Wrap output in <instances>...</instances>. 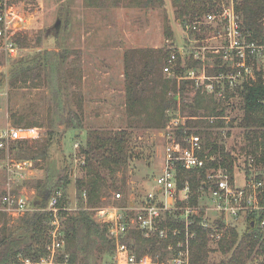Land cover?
<instances>
[{"label": "rangeland", "instance_id": "rangeland-1", "mask_svg": "<svg viewBox=\"0 0 264 264\" xmlns=\"http://www.w3.org/2000/svg\"><path fill=\"white\" fill-rule=\"evenodd\" d=\"M93 1V4H87L86 0H6L14 38L17 42H22L23 46L20 45V56L16 59H0V129L7 126L25 128L27 123L33 122L38 137L34 138L37 141L29 139V145L41 143L47 138L49 124L52 122L57 131L46 160L32 162V168L23 173L22 179L12 174L10 188L19 190L27 204L36 196L31 185L36 180L43 179L46 173H51L57 179L69 172L67 198L71 200L76 197L74 182L76 179L85 178V171L80 165L83 160L80 147L84 145V135L88 130L112 133L128 130L131 153L126 167L115 175V186L103 189L100 203L89 210L112 205L122 206L128 201L138 203L155 190L154 179L162 169L165 129L156 127L157 124L148 127L145 123H140L139 120L145 112L143 108L139 110L142 112L140 116L129 115L126 107L125 75L128 69L140 73L143 64L151 58L149 55H153L159 64L154 71L156 77L151 75L152 79H148L152 82L155 78L158 83H149L144 95H149L151 86L159 92L163 80L166 79L163 71H160L163 55L169 50L171 43L181 44L182 19L178 18L171 0H163V5L155 8L143 7V0ZM57 21L58 35L50 30ZM49 52L66 53V59L62 62L53 61L59 68L55 65L45 66L42 57ZM32 56H42L41 63L44 66L35 71L26 83L19 82L12 87V67L18 62L24 63ZM198 91L188 84L183 94L184 104L192 103ZM177 92L182 94L181 85L178 87L176 83L175 91L170 89L167 96H174ZM239 101L237 94L230 104L223 105V115L220 117H226V120H223L221 126H213L209 131L211 137L217 135L218 143L235 157L233 175L237 185L241 186L247 176V166L248 177L252 175L255 178L264 168L256 165L250 154L252 146L240 125L243 112ZM205 104L208 109L201 110L199 126L196 129H205L204 122L210 118L209 112L215 105L209 98H205ZM70 109L82 114V132L66 130L60 124L59 119H63ZM188 115V109L181 114L185 117ZM220 117H213L214 122ZM20 118L23 119L20 126H17L19 124H15V121ZM156 120L159 121L158 116ZM129 126L134 127L129 129ZM75 144H78L77 148ZM11 154L16 158L15 152ZM15 158L12 159L19 161ZM4 159L0 158V195L7 188L8 176ZM115 193H120L123 199L114 201ZM72 203L71 207H74L75 199ZM199 203L207 215H212L206 198H201ZM66 214L62 215V227ZM11 217H6L8 228L16 226L21 219L19 215ZM0 222L1 227L4 223L3 220ZM231 228L241 233L243 221L224 229L223 236L216 244L209 241L210 261H219L224 257L219 250V242L228 235ZM163 255L165 256V249L154 258L157 260L163 258Z\"/></svg>", "mask_w": 264, "mask_h": 264}, {"label": "trees", "instance_id": "trees-1", "mask_svg": "<svg viewBox=\"0 0 264 264\" xmlns=\"http://www.w3.org/2000/svg\"><path fill=\"white\" fill-rule=\"evenodd\" d=\"M87 4H93V0H86ZM178 18L182 21H193L200 18L204 14L217 11V0H171ZM163 0H143V7H161ZM236 11L240 14L242 26L247 33L250 34V39L264 43V0H242L236 7ZM184 18V19H183ZM50 30L55 34L59 33V22ZM48 30V35H50ZM56 36V35H55ZM15 42L19 48L23 46L22 42ZM21 45V46H20ZM167 50L163 55L161 69L165 64L169 55ZM42 56H32L26 61L16 63L11 69L10 85L15 87L19 82L26 83L31 75L38 71L44 64L41 63ZM146 62L143 64L140 73L126 70V107L129 115L140 116L141 108L145 112L140 123H145V126L165 129L170 118L166 114V110L175 108L177 105L176 94L168 97V91L176 89L175 79H165L159 88V92L154 87H149V95H144L148 89L149 83H156L149 80L154 74L156 65L159 64L153 55H149ZM66 59L64 52H49L42 57L45 66H54L55 60L62 62ZM179 64H183V68L179 67L178 71L187 70L189 68L200 67L199 62L192 60H184L178 57ZM209 74H218L223 72V69H207ZM149 78V79H148ZM152 79V78H151ZM146 80V81H145ZM190 84L189 81H181L180 100H183L185 87ZM146 85V87H145ZM56 94V98H57ZM240 109L243 112L241 127L245 130L247 141L252 146L250 154L256 165L264 168V78L259 77L257 82L252 85H244L243 89L238 91ZM205 98H209L215 103L209 113L210 118L220 117L223 115V105L211 96L201 94L199 91L193 98L192 103L184 104L182 101L181 114L188 109L189 115L185 120L184 125H181L176 130V137L180 139L182 136L191 134L199 135L202 139L204 148L209 150L210 155H215L216 159L213 162L207 163L204 169L193 173H182L179 178V187H182L183 182H189L191 188V202L197 204L198 189L207 183L206 174L209 168L221 167L227 171L230 176V182H233V170L235 157L230 155L225 148L218 143L217 135L210 133L209 129L213 126H221L223 120H217L211 123L208 119L205 120L203 127L205 129H196L198 121H200L201 110L208 109L205 104ZM214 115V116H213ZM159 121L157 122L156 117ZM11 117L14 118L12 115ZM15 121V124L20 126L21 120ZM60 124L64 125L66 130L74 132L83 130V116L79 111L70 109L63 119H59ZM24 126V125H23ZM54 122L49 124L50 132L47 138H44L41 143L29 145L30 140H17L11 143L9 153L11 158H15L11 152H15L16 160H46L49 156L50 149L53 145V137L57 135ZM25 127L35 128L33 122L27 123ZM134 127V126H133ZM129 126L128 128H133ZM82 136V135H81ZM129 132L128 130H117L115 132H100L88 130L84 135V145L80 147V152L83 155L82 168L85 171V178L75 180L76 197L75 206L72 202L74 199L67 198V186L70 183V173H64L59 178H55L51 173H46L43 179L36 180L31 185L36 196L28 202L27 211L21 217L19 223L13 228H8L5 213H0V220H3L0 227V264H21L20 258L28 259L33 264H37L42 257L46 255V245L48 243V222L50 215L43 211L49 200L58 192L61 193V199L58 205L60 207L67 206L75 208L73 211L66 214L65 224L63 226V238L65 242L64 253L68 255V261L71 264H105L110 263L114 255L115 244L108 237L107 226L99 223L95 217V212L89 208H95L97 203L103 197V189L112 188L115 186V175L126 167L130 159L129 151ZM32 141H37L34 139ZM41 141V140H40ZM4 151H0V158L4 157ZM66 171V170H65ZM247 175L249 167L246 168ZM257 179L263 182L264 186V171L257 176ZM27 184V182H24ZM85 193L86 198H83ZM264 204V190L260 199ZM68 203V204H66ZM264 219V212L249 217V222L245 229L238 233L231 228L228 235L219 242V250L224 256L219 261L212 262L209 259L210 249L208 247L209 231L198 225L199 218L191 226V230L195 232L196 237L191 242V259L190 264H247L253 257H264V232H261L252 222H260ZM2 223V222H0ZM131 242L125 240L127 244L132 243V249L138 258L144 255L156 256L161 250H164L166 244L158 240H147L141 237L139 232H131L129 235ZM164 256V255H163ZM124 259V255L122 256ZM63 262V256L57 258V263Z\"/></svg>", "mask_w": 264, "mask_h": 264}, {"label": "built area", "instance_id": "built-area-1", "mask_svg": "<svg viewBox=\"0 0 264 264\" xmlns=\"http://www.w3.org/2000/svg\"><path fill=\"white\" fill-rule=\"evenodd\" d=\"M242 0H217L218 10L204 14L193 21H182L181 44L171 43L169 55L163 66L166 79H175L177 86L181 81H189L201 94L211 96L219 103L230 104L244 85H252L258 78H264V43L250 39V34L243 29L240 14L235 7ZM6 7V0H0V59L14 60L20 56L21 49L14 38V28ZM178 57L184 60L199 62L200 67L183 68ZM223 69L218 74H209L207 69ZM177 105L166 110L170 118L163 137V162L160 174L154 179L155 190L145 195L138 203L128 201L124 205H112L94 209V217L99 223L107 226L108 237L114 242L115 250L110 263L105 264H190L191 242L196 234L191 226L199 218L198 225L209 231V241L215 244L223 236V230L243 221L246 228L249 217L264 212L261 195L263 182L252 175L244 177V183L238 186L235 179L230 182L227 171L221 167L209 168L206 174L207 183L198 189L197 204L191 202L189 182L179 187L182 173H193L204 169L207 163L215 161L204 148L199 135L191 134L176 137V130L184 125L187 117L181 116L180 93H176ZM211 123L213 118L208 119ZM219 120H226L220 117ZM38 137L36 128L0 129V151H4V162L7 174V188L0 195V213L7 216H23L28 208L27 200L19 190L10 188L12 174L22 179L23 173L32 168V161H14L9 149L12 142L29 140ZM78 144H75V148ZM11 158V159H10ZM10 159V160H9ZM9 160V161H8ZM83 164V160L80 165ZM21 177V178H20ZM83 198H86L83 193ZM206 198L209 202L207 215L201 208L199 200ZM61 194L58 192L43 209L50 215L48 222V243L46 255L37 264H58L57 258L63 256L61 264L69 263L64 253L62 219L64 213L73 208L58 205ZM114 201H121L120 193L113 194ZM12 218V217H11ZM264 232V219L252 222ZM222 226V227H220ZM131 232H139L143 239L158 240L166 244L165 256L155 260L151 255L138 258L125 240L131 242ZM124 255V259L122 256ZM21 264H33L28 259L20 258ZM247 264H264V257H253Z\"/></svg>", "mask_w": 264, "mask_h": 264}, {"label": "crops", "instance_id": "crops-1", "mask_svg": "<svg viewBox=\"0 0 264 264\" xmlns=\"http://www.w3.org/2000/svg\"><path fill=\"white\" fill-rule=\"evenodd\" d=\"M162 155H163V153H162ZM235 181H236V179H235Z\"/></svg>", "mask_w": 264, "mask_h": 264}]
</instances>
